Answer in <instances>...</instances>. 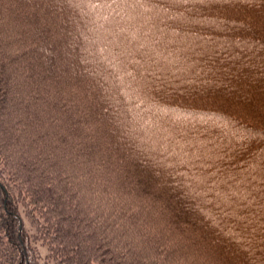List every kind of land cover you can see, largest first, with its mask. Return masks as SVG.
<instances>
[{
	"label": "trees",
	"instance_id": "trees-1",
	"mask_svg": "<svg viewBox=\"0 0 264 264\" xmlns=\"http://www.w3.org/2000/svg\"><path fill=\"white\" fill-rule=\"evenodd\" d=\"M22 204L68 264H264V0H0V264Z\"/></svg>",
	"mask_w": 264,
	"mask_h": 264
},
{
	"label": "rangeland",
	"instance_id": "rangeland-1",
	"mask_svg": "<svg viewBox=\"0 0 264 264\" xmlns=\"http://www.w3.org/2000/svg\"><path fill=\"white\" fill-rule=\"evenodd\" d=\"M73 162L77 167L79 163L77 161H73ZM84 171L82 170L83 174ZM19 211L21 216L22 228L32 234L31 241H32V249L34 251L33 258L36 261V263L37 264H68L64 262L63 258L60 257V254H58V256L56 255L58 253L57 248L50 245L48 240L42 239V236L39 233L45 232L47 229L45 228L44 225H39V223L37 225V223L35 222L36 221L35 217L37 216V214H35L32 211V209H30V212L27 211V205L25 204H22L20 206ZM0 239H3L1 235H0ZM79 254L81 256L82 251L81 252L79 251ZM81 258L83 260V257ZM82 260H80V262H83ZM90 264H94V262L92 261Z\"/></svg>",
	"mask_w": 264,
	"mask_h": 264
},
{
	"label": "bare ground",
	"instance_id": "bare-ground-1",
	"mask_svg": "<svg viewBox=\"0 0 264 264\" xmlns=\"http://www.w3.org/2000/svg\"><path fill=\"white\" fill-rule=\"evenodd\" d=\"M112 178H117V177H112ZM136 180H132V179H128V183H131L132 185H135V183L137 182H135ZM131 188H132V186H130ZM156 192H155V190H151L149 193H148V195H147V197H150V196H152V195H154Z\"/></svg>",
	"mask_w": 264,
	"mask_h": 264
}]
</instances>
